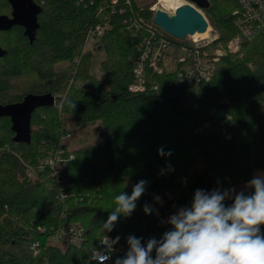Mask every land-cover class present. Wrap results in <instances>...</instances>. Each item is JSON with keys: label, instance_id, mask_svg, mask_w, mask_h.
Here are the masks:
<instances>
[{"label": "trees", "instance_id": "1", "mask_svg": "<svg viewBox=\"0 0 264 264\" xmlns=\"http://www.w3.org/2000/svg\"><path fill=\"white\" fill-rule=\"evenodd\" d=\"M34 2L39 12L31 36L21 25L0 31V105L20 102L29 93H51L57 103L33 112L30 143L14 141L11 118L0 117V264H100L90 252L99 248V226L115 207L114 197L122 191L130 195L145 180L146 192L132 215L120 216L107 233L120 237L104 263L114 264L128 250L129 235L146 243L167 231L154 211H143L154 196L174 190L190 204L196 189H226L264 168V24L242 40L238 51L220 56L210 80L180 83V63L162 73L147 66L146 89L135 92L129 86L149 42L163 36L177 45L189 43L153 23L154 0H117L113 6L110 0ZM210 3L204 12L219 37L203 43L207 49L225 46L239 32L237 1ZM12 11V0H0V15ZM106 22L95 44L106 52L103 80L91 71L94 52L87 48V35ZM63 61L71 65L55 70ZM73 78L87 85H76ZM96 123L101 129L95 130L93 142L73 150L64 145L66 133ZM48 147L72 154L58 178L49 170L38 178L31 169L46 158ZM161 147L171 156H159ZM168 164L174 170L161 175ZM5 215L15 219L13 227L5 225ZM70 225L85 228L80 242L64 248L50 242ZM25 240L39 242L31 258L9 249Z\"/></svg>", "mask_w": 264, "mask_h": 264}, {"label": "clouds", "instance_id": "2", "mask_svg": "<svg viewBox=\"0 0 264 264\" xmlns=\"http://www.w3.org/2000/svg\"><path fill=\"white\" fill-rule=\"evenodd\" d=\"M171 154L163 147L158 149L159 156ZM173 170L168 164L160 174ZM146 188L147 181L140 180L130 195L122 191L114 197L115 207L99 226L103 248L93 247L91 260L104 264L111 259L120 237L110 238L107 233L113 231L120 216L132 215ZM245 188L251 191L196 189L190 205L169 215L166 223L170 227L159 239L152 237L144 243L142 237L129 235L127 252L114 264H264V232L260 228L264 225V173L254 175ZM154 201L162 203L159 196H154ZM143 211L150 215L154 209L146 203Z\"/></svg>", "mask_w": 264, "mask_h": 264}, {"label": "built area", "instance_id": "3", "mask_svg": "<svg viewBox=\"0 0 264 264\" xmlns=\"http://www.w3.org/2000/svg\"><path fill=\"white\" fill-rule=\"evenodd\" d=\"M236 1L239 5V10H235L234 14H236L235 24L239 32L237 35L233 36L225 46H216L209 49L203 46V43H212L219 37V33L213 32L211 25L207 29L208 34L206 36H188L189 43L180 45L173 43L166 37L160 36V38L146 45L143 55L135 68V82L129 86V89L135 92L144 91L146 89L145 72L147 66H149L153 73H162L167 65L170 66L180 63L181 66L177 73L180 83H199L210 80L215 70V63L219 60L220 56L226 52L238 51L241 47L242 40L252 38L264 24V0ZM110 2L113 6L117 0H110ZM128 2H130V0H128ZM103 3H105V1H103ZM185 3H191L197 7L191 0H154L153 4L150 6V10L153 11L154 17L157 9H164L169 13H174L179 6ZM200 10L204 12L203 9ZM108 25L107 22L96 25L95 28L89 31L87 40L88 38L98 40ZM155 25L158 26L157 24ZM71 82L80 86L85 85V82L81 78H73ZM153 84V87L157 89V82ZM56 103L57 98L55 97V104ZM70 136V133H66L64 138L66 139ZM69 157H72V154L67 156L65 150L62 148L55 149L53 147H48V155L46 158L37 165L31 166V169H38L41 171L49 170L52 176L58 178L62 174L61 167L66 163ZM145 201L148 202L147 199H145ZM159 219L163 220L160 216ZM263 226L264 225L260 226L261 231ZM84 232L85 228L83 226L70 225L65 229H60L57 234L67 239L68 242L78 243L82 239ZM109 237L114 238L113 236ZM38 247V241L30 244V248L35 253L38 252ZM97 249H102L100 243ZM122 250V247L117 248L119 252H122ZM109 260L104 261V263Z\"/></svg>", "mask_w": 264, "mask_h": 264}, {"label": "water", "instance_id": "4", "mask_svg": "<svg viewBox=\"0 0 264 264\" xmlns=\"http://www.w3.org/2000/svg\"><path fill=\"white\" fill-rule=\"evenodd\" d=\"M179 6L174 13H169L164 9H157L153 22L168 34L185 39L194 35L196 32L207 31L210 22L200 9L210 7V0H191ZM12 15H0V31L11 29L14 25H21L26 28L29 36L37 26L38 5L34 0H12ZM4 51L0 47V57ZM55 104V96L51 93L35 94L29 93L25 98L16 103L1 104L0 117L8 116L11 118L12 130L15 132L14 141L31 142V117L33 112L42 106H52Z\"/></svg>", "mask_w": 264, "mask_h": 264}, {"label": "rangeland", "instance_id": "5", "mask_svg": "<svg viewBox=\"0 0 264 264\" xmlns=\"http://www.w3.org/2000/svg\"><path fill=\"white\" fill-rule=\"evenodd\" d=\"M139 3L143 4L147 2L148 0H137ZM211 27L212 24L210 23ZM213 28V27H212ZM187 40H189V37H187ZM97 40H94L93 38H88L87 40V48L92 49L94 52V59L91 62V71H94L98 77L101 79L105 80V73L103 70V67L101 65L102 59L105 57L106 52L104 48H95ZM174 47V46H173ZM71 65L70 61H63L55 65V70H64L68 68ZM85 85L87 83L85 82ZM96 129H101V125L99 123L96 124H90L84 127L83 129H77L75 130L70 137H67L64 139V145L68 147L70 150L76 149L80 146H84L87 143L93 142V134H95ZM202 162L200 161L198 164V167L200 168L202 166ZM257 173H264V168L263 169H257L254 173L253 176L256 175ZM33 175L38 177V178H43L44 173L41 170L35 169L33 170ZM252 176V178H253ZM251 178V179H252ZM249 181V180H248ZM245 182L233 184L229 186L228 188H235L236 191H241L244 190L246 192H250L251 189H246L245 188ZM127 183L129 185L132 184L131 179H127ZM226 188V189H228ZM161 198L162 203H156L154 199L151 201V206L154 209V212L162 217L163 222L167 225V230L169 229V225L166 223L167 218L169 215L173 214L177 208L182 206V201H186V199L183 196H178V193L174 190H166L164 192H161L158 194ZM187 202V201H186ZM188 203V202H187ZM226 204H230L231 201H226ZM3 221L7 227H13L15 225V219L12 218L9 215H5L3 217ZM50 242L56 245L61 246L62 248L66 247L67 244L69 243L67 239L64 237H61L60 235L56 234L54 235L51 239ZM9 249L13 251L14 253H17L18 255L22 257H33V254L35 253L34 251L31 250L30 248V243L28 241H22L20 243H13L9 245ZM127 251H123L120 255L121 257L124 256V254ZM41 264H48L46 260H44Z\"/></svg>", "mask_w": 264, "mask_h": 264}, {"label": "bare ground", "instance_id": "6", "mask_svg": "<svg viewBox=\"0 0 264 264\" xmlns=\"http://www.w3.org/2000/svg\"><path fill=\"white\" fill-rule=\"evenodd\" d=\"M208 34V30L204 32H196L193 36L195 37H204Z\"/></svg>", "mask_w": 264, "mask_h": 264}, {"label": "crops", "instance_id": "7", "mask_svg": "<svg viewBox=\"0 0 264 264\" xmlns=\"http://www.w3.org/2000/svg\"><path fill=\"white\" fill-rule=\"evenodd\" d=\"M256 171V170H255ZM254 171V172H255ZM150 205H151V201H150V203H149ZM186 205H190L189 203H187L186 201H182V206H186Z\"/></svg>", "mask_w": 264, "mask_h": 264}]
</instances>
